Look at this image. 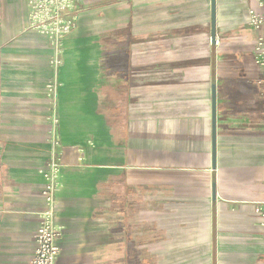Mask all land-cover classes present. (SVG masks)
Instances as JSON below:
<instances>
[{"label": "crops", "instance_id": "obj_1", "mask_svg": "<svg viewBox=\"0 0 264 264\" xmlns=\"http://www.w3.org/2000/svg\"><path fill=\"white\" fill-rule=\"evenodd\" d=\"M74 3L57 66L0 0V264L33 259L54 159L57 264H264L256 0Z\"/></svg>", "mask_w": 264, "mask_h": 264}, {"label": "built area", "instance_id": "obj_2", "mask_svg": "<svg viewBox=\"0 0 264 264\" xmlns=\"http://www.w3.org/2000/svg\"><path fill=\"white\" fill-rule=\"evenodd\" d=\"M258 8L250 11L249 26L255 34L254 61L264 69V0H256ZM29 8V27L46 36L49 44L58 54L57 66L62 65L60 57L65 38L77 27V13L74 0H27ZM48 89L55 92L56 86ZM48 181L42 192L47 202L42 222L34 235V255L30 264H57L61 254L58 239L62 236V227L57 223V193L61 186V163L54 159L48 167ZM256 214L262 219L264 227V202L255 207Z\"/></svg>", "mask_w": 264, "mask_h": 264}, {"label": "rangeland", "instance_id": "obj_3", "mask_svg": "<svg viewBox=\"0 0 264 264\" xmlns=\"http://www.w3.org/2000/svg\"><path fill=\"white\" fill-rule=\"evenodd\" d=\"M109 44L111 45V46H113V47H115L116 46V42H115V39L114 38H110L109 40ZM111 62H115V59L113 58H111V60H110Z\"/></svg>", "mask_w": 264, "mask_h": 264}]
</instances>
